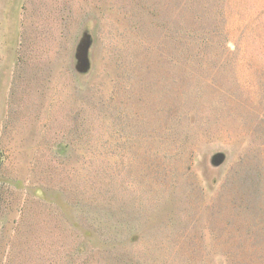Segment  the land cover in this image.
<instances>
[{
  "label": "rangeland",
  "instance_id": "rangeland-1",
  "mask_svg": "<svg viewBox=\"0 0 264 264\" xmlns=\"http://www.w3.org/2000/svg\"><path fill=\"white\" fill-rule=\"evenodd\" d=\"M0 264H264V0H0Z\"/></svg>",
  "mask_w": 264,
  "mask_h": 264
}]
</instances>
